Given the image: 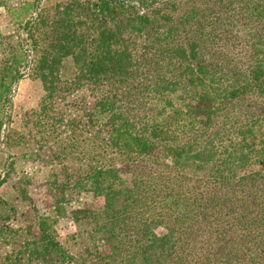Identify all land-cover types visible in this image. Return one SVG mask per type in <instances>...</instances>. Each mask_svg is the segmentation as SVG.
Wrapping results in <instances>:
<instances>
[{
	"label": "trees",
	"instance_id": "1",
	"mask_svg": "<svg viewBox=\"0 0 264 264\" xmlns=\"http://www.w3.org/2000/svg\"><path fill=\"white\" fill-rule=\"evenodd\" d=\"M176 1L20 3L28 34L1 35L14 52L1 63L0 109L21 77L7 70L28 49L50 94L60 82L123 83L150 64L163 72L152 84L159 107L149 119L140 108L131 118L116 92L76 108L72 120L92 140L78 170L63 169L54 200L67 190L102 197L101 207L74 211L80 225H92L71 237L91 235L93 243L74 250L49 216L21 213L24 225L0 228V247L11 248L0 264H264V0ZM247 28L244 63L236 52L229 57V37ZM63 116L54 109L52 123ZM252 163L260 168L237 175Z\"/></svg>",
	"mask_w": 264,
	"mask_h": 264
},
{
	"label": "rangeland",
	"instance_id": "2",
	"mask_svg": "<svg viewBox=\"0 0 264 264\" xmlns=\"http://www.w3.org/2000/svg\"><path fill=\"white\" fill-rule=\"evenodd\" d=\"M22 1L32 0H0V75L6 71L3 65L1 66L3 59L10 57L11 51L14 52L4 43L5 39H1V35L17 34L16 38L18 36L24 38L28 34L27 16L18 8ZM183 1L188 2V0L176 2ZM4 3L7 6H4ZM161 3L160 1L156 5ZM37 11L39 9L35 12ZM242 24L243 21H240L238 25L242 26ZM249 31L250 29L247 28L240 31L236 38L229 37V57L235 56L234 52L240 57L237 56L235 61L241 58L240 62L249 61L250 52L246 56L247 60L243 56L244 52H240L250 43ZM234 32L235 30L232 33ZM247 33L249 34L246 36ZM16 38L10 41V45ZM248 48L250 50V47ZM35 53L34 50L28 49L24 54L25 58L19 56L18 62L13 64L15 69L7 70L9 74L17 71L21 77L6 92L5 106L0 109V116L3 118L0 132V228L3 224H9L14 228L20 224L24 225L25 223L20 221L22 218L20 214L26 213L29 219L37 212L50 217L58 239L67 241L74 250H79L83 248V245L91 244L94 240L90 237L91 235L78 236L77 234L76 242L71 235L82 228L88 229L92 224L81 218L79 222H84L85 225L84 227L80 225L75 220L74 211L87 207L97 209L102 206L103 199L93 197L92 193L86 190L80 191L79 194L67 190L63 197H59L58 203L54 200L58 196L57 192L60 193V187L56 181L64 178V170L71 174L78 170L83 163L79 158L88 148V141L92 140L87 131L89 127H84L72 120L79 114L76 108L81 103L89 106L103 94L111 96L116 92L119 104L131 118L134 112H137L135 109L140 108L143 110L144 118L149 119L148 117L156 114L159 107L155 93L151 90L152 84L163 71H155L157 65L150 64L152 66L146 74L132 75L123 83L112 84L104 80L97 84H83L72 88L68 83L60 82L56 91L50 94L44 90L40 80L34 77L36 69L33 68L30 60L35 57ZM153 57L150 54L148 59ZM244 63L241 64V68L246 69L247 64ZM63 65L62 72L69 80L73 76V73L71 76V61L66 60ZM189 94L191 95L192 92ZM54 109L65 113V116L56 123H52L51 119ZM133 120L136 119L133 118ZM259 140H257V148L260 146ZM157 155L159 156L160 153ZM9 163L11 166L8 165ZM259 168L260 164L252 163L247 168L238 169L237 175L245 176ZM262 173L264 174V167ZM191 174L192 172H187L186 176L190 178ZM58 207L60 212L57 211ZM33 229L37 234V228ZM8 236L10 238L11 235ZM10 251L11 248L5 244L0 247L1 256Z\"/></svg>",
	"mask_w": 264,
	"mask_h": 264
}]
</instances>
